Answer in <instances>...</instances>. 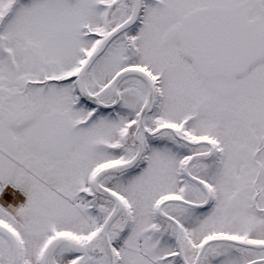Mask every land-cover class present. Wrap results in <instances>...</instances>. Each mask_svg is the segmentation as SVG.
<instances>
[{"label": "snow or ice", "instance_id": "snow-or-ice-1", "mask_svg": "<svg viewBox=\"0 0 264 264\" xmlns=\"http://www.w3.org/2000/svg\"><path fill=\"white\" fill-rule=\"evenodd\" d=\"M0 264H264V0H0Z\"/></svg>", "mask_w": 264, "mask_h": 264}]
</instances>
